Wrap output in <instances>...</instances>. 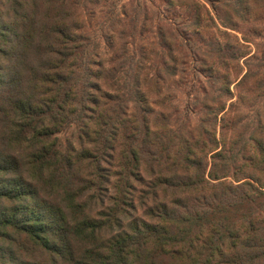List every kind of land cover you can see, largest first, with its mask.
<instances>
[{
	"label": "trees",
	"instance_id": "1",
	"mask_svg": "<svg viewBox=\"0 0 264 264\" xmlns=\"http://www.w3.org/2000/svg\"><path fill=\"white\" fill-rule=\"evenodd\" d=\"M246 2L213 0L223 17L211 6L256 35ZM97 3L0 0V264H264V103L241 124L206 94L199 125L172 132L138 91L136 62L103 66L85 31ZM241 38L198 47L205 66L253 47L236 89L264 70V43ZM150 65L149 81L175 70Z\"/></svg>",
	"mask_w": 264,
	"mask_h": 264
},
{
	"label": "rangeland",
	"instance_id": "2",
	"mask_svg": "<svg viewBox=\"0 0 264 264\" xmlns=\"http://www.w3.org/2000/svg\"><path fill=\"white\" fill-rule=\"evenodd\" d=\"M212 1L97 0L98 3L92 8V16H88L90 8H87L85 13L86 34L90 42L97 45L98 56L103 66L108 65L113 56H118L114 61H119L123 57L136 62L139 68L137 66L134 75L139 80L138 91L147 97V102L157 116L162 113L167 117L172 132L181 128L193 129L199 125L202 117L200 110L206 94L213 97L209 101L210 105L224 106L225 110L229 108V117H237L241 124L255 120L254 109L261 107L264 103V70L257 72L255 77L249 78L246 86L236 89V83L244 70V59L240 57L239 52L252 51L251 45L246 46L243 41L241 44L245 45L244 48L241 45V49L239 48L233 58L225 57V53L221 57L215 54L212 65L209 58L206 66L201 65L198 60L200 59L198 47L211 43L213 39L220 43L225 39L229 43L237 44V40L245 36L251 42L264 43V4L261 0H255V2L247 0V7L241 11V15L248 13L252 19L260 14L261 18L258 22L246 24L249 27L252 25L258 27L257 34L253 35L247 31L243 21L235 16L230 20L233 21L232 25H222L215 18L212 6L220 9L222 17L227 7L221 4L212 5ZM195 4L203 6L201 15L207 21L197 28L190 26L194 13L192 7ZM210 17L213 21H210ZM163 43L171 48L169 53H171L172 62L164 56L167 51L161 47ZM161 59L174 67V73L172 76L163 74L164 77L159 82L152 81L153 78L149 81V77L154 74L150 65L151 61ZM256 80H261V87L258 89L254 88ZM98 82L102 86L103 82L100 80ZM226 87L231 92L230 100L224 92ZM230 104L232 106L229 107ZM69 132L71 131L60 136L63 145L74 141ZM110 194L111 191L107 196ZM86 197L84 196V199ZM130 202L133 207H136L135 211H130L131 217L140 216L138 202ZM104 203L107 205L108 201L105 199Z\"/></svg>",
	"mask_w": 264,
	"mask_h": 264
}]
</instances>
